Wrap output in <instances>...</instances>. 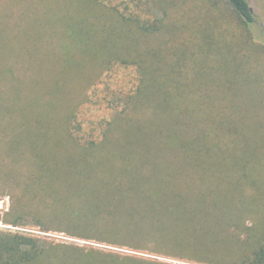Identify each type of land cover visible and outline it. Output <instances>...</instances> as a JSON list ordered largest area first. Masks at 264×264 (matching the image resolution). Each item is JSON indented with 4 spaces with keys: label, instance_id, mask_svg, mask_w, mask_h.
Wrapping results in <instances>:
<instances>
[{
    "label": "trees",
    "instance_id": "trees-1",
    "mask_svg": "<svg viewBox=\"0 0 264 264\" xmlns=\"http://www.w3.org/2000/svg\"><path fill=\"white\" fill-rule=\"evenodd\" d=\"M224 1L232 8L234 16L247 27L251 41L264 48V31L259 27L249 1ZM61 2V9L70 11L65 10L62 16L64 20L61 21L63 39L60 45L62 49L67 47L69 50L62 57L61 63L73 61L81 64L85 68L83 76H79L80 79L76 82H69L66 78L50 76L46 79L41 78V75L39 78L36 76L37 70L28 78L17 76V70L12 68L0 72L1 87L11 86L10 94L6 91L0 93V186L7 189L11 197L10 209L4 214L2 221L11 226L33 223L47 229L55 222L58 224L56 228L61 229L62 222H68L77 225L78 230L85 231L89 223L87 217L106 214L111 233H117L116 229L121 227L131 234L138 231L144 236L146 233L158 232L159 237H169L166 238V243L183 251L177 254L186 260L206 264H264L263 211L258 218L260 221H255V227L248 229V233L253 234L242 242L236 239L238 234H230L227 230L235 220V213L241 211L242 214H239L245 215L244 206L237 208L233 215L223 218L227 220L225 224H216V232L202 229L191 234V223L186 222L182 224L184 229L178 232L179 236L172 230V225H157L148 221L144 224L145 220L140 219L141 216L122 218L121 210L118 209L122 207L115 204L114 208L102 205L106 196H115L110 192L112 185L96 180L79 166V162L91 159V153L96 151L95 147L105 140L111 125L117 123H122L125 131L135 137L182 143L191 155L199 157L220 154L225 160L222 148L229 153L224 148L229 139L213 138L206 122L217 124L227 121L234 124L235 115L228 112L234 107L226 110L217 108L215 104L219 100L215 97V90H212L213 83L208 85L207 91L201 87L204 77L210 76L208 72L216 74L218 80H225L222 81L223 88L229 86L224 83H229L234 76L235 67L241 65L238 63L242 60L241 57H245L244 54L240 57L241 51H235L231 47L228 50L227 45H224L220 49L222 53L211 62L213 66L208 67V72L202 71L209 59L205 56L203 61L188 69L194 75V78L189 77L190 80H199L194 87L191 81L184 82L186 73L184 69L178 68L185 62L159 63L155 60L157 64L151 59L163 54H159L158 50H149L145 43L154 33L165 31L163 22L150 19L151 23H147L141 17L133 16L126 0H121L125 7L123 11L115 6L120 4L119 0ZM42 3L47 12L49 0ZM61 11L57 13L60 14ZM51 21L52 19L47 20V27ZM181 23L182 28L188 27V22L181 20ZM193 29L191 35L198 33L200 27H195L194 24ZM45 32L44 30L42 38L46 36ZM172 32V38L167 34L168 38L176 42L177 33L174 30ZM67 41L74 42V48H71L73 50L68 47L71 44H66ZM204 44L206 43L201 44L202 48H205ZM201 47L198 46V49ZM172 49L180 59L186 53L182 47ZM105 70L128 73L125 74L126 77L123 76L126 82L117 93L120 96L114 100L121 105H116L112 113L107 115L109 120L105 123L108 127L97 135V138H101L97 142L96 138L91 140L93 134L86 136L82 132L81 109L84 103L91 101L94 74ZM182 79L184 83H181ZM218 98L220 99L219 96ZM100 101L107 100L104 97ZM221 104L225 106L226 103ZM204 119L205 123H202ZM219 123L217 126L221 127ZM199 126L201 129L197 130ZM228 130L235 129L231 127ZM233 140L234 149L235 139ZM263 183L264 179L260 184ZM216 193L217 191L208 194L213 197ZM204 198L196 201L202 202ZM169 200L180 203L183 207L193 201L189 198ZM139 220L140 223L137 222ZM244 223L241 221L239 228H243ZM0 264L153 263L96 251L52 247L30 237L0 233Z\"/></svg>",
    "mask_w": 264,
    "mask_h": 264
},
{
    "label": "rangeland",
    "instance_id": "rangeland-1",
    "mask_svg": "<svg viewBox=\"0 0 264 264\" xmlns=\"http://www.w3.org/2000/svg\"><path fill=\"white\" fill-rule=\"evenodd\" d=\"M42 1L0 0V72L12 68L17 70V76L28 78L37 70L36 76L39 78L40 75L46 79L51 76L76 82L79 76H83L85 68L73 61L61 63L62 57L69 51L60 45L63 39L61 21L64 20V13L69 10L61 9V0H49L47 6L50 8L46 7V12ZM248 1L257 16L259 27L264 31V0ZM119 2L115 6L123 11L125 7L121 0ZM126 3L133 16L141 17L142 21L151 23L150 19H155L163 22L166 32L154 33L148 42H144L145 46L166 56L151 57L155 63L185 62L178 67L186 73L184 82L194 78L188 69L203 61L205 56L210 60L207 58L208 62L201 70L210 71L208 67L213 66L211 62L222 53L220 49L224 45H227L228 50L231 47L241 51L239 56L244 54L245 57L240 56V67L235 65L234 76L229 83H224L229 86L223 88L222 81L225 80H218L216 74L208 72L210 76L204 77L201 87L207 91L208 85L213 83L212 90H215V97L219 100L215 104L217 108L226 110L234 107L228 110L235 115L234 124L223 121L218 122L222 125L218 127V123L206 122L213 138L229 139L224 146L229 153L222 148L225 160L220 154L198 157L189 154L182 143L144 140L126 132L122 123H117L111 125L105 140L95 147L91 159L79 162L80 169L96 180L112 185L110 192L115 196H106L102 205L108 207L115 204L124 208H118L122 218L141 216L140 219L145 220L144 224L148 221L154 222L151 224L172 225L177 235L186 222L191 223V234L202 229L216 232V224H225L227 220L223 218L233 215L237 208L244 206L245 215H241V211V214L235 213V220L227 231L238 234L236 239L241 242L245 241L253 234L248 233V229L255 227L254 222L260 221L258 218L264 212V183L260 184L264 179V48L251 41L247 27L234 16V11L224 0H126ZM59 10H62L61 15L57 13ZM200 15L202 17L199 18ZM48 19L52 21L47 27ZM181 20L188 22L187 28L181 27ZM194 24L200 30L191 35ZM44 30L46 36L42 38ZM172 30L177 33L173 35L176 42L168 38V35L172 38ZM203 43H206L205 48L201 47ZM66 44H71L68 45L70 49L74 48V42L67 41ZM172 47H182L186 52L183 57L181 55L183 60L175 55ZM127 73L105 70L94 74L91 101L84 103L81 109L82 132L86 136L93 134L91 140L96 138L98 142L101 139L97 135L107 129V115L112 113L116 105H121L114 100L120 96L117 93L122 90L126 82L123 76L126 77ZM184 82L182 79L181 83ZM191 82L194 86L199 80ZM1 86L0 89L3 88ZM3 91L10 94L11 86H6L0 93ZM104 97L109 102H101L100 99ZM202 123H205V119ZM231 127L235 130H228ZM215 191L217 193L213 197L208 194ZM203 197L202 202L196 201ZM177 198L193 201L183 207L169 200ZM10 206L11 197L1 185L0 233L30 237L52 247L96 251L153 264H206L178 257L177 253L183 251L168 245L165 240L169 237H159L158 232L146 233L144 236L138 231L131 234L121 227L113 234L109 230L106 214L87 217L89 223L85 231L78 230L77 225L68 222H62L61 229L56 228L57 222L47 229L33 223L23 226L5 224L2 219ZM241 221L245 222L243 228H239Z\"/></svg>",
    "mask_w": 264,
    "mask_h": 264
}]
</instances>
